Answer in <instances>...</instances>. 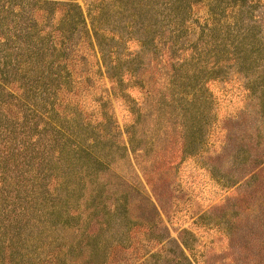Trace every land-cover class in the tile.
Listing matches in <instances>:
<instances>
[{"label": "rangeland", "instance_id": "1", "mask_svg": "<svg viewBox=\"0 0 264 264\" xmlns=\"http://www.w3.org/2000/svg\"><path fill=\"white\" fill-rule=\"evenodd\" d=\"M75 1L86 24L61 29L67 49L54 41L56 60L45 64L44 54L26 52L5 57L0 47L1 107L11 105L14 115L0 125V264H46V243L59 244L53 226L66 244L75 243L73 256L54 254L55 264H142L151 254L157 264H173L178 250L162 241L167 234L192 264H236L226 237L238 224L232 183L247 154L243 144L255 130L264 141V0L184 5L178 33L166 32L177 11L165 13L156 31L163 5L153 0H127L120 8L107 0ZM216 6L239 11L235 19L222 17L204 46L202 28ZM43 9L50 13L38 25L48 34L64 8ZM141 23L145 32L136 27ZM229 40L241 43L231 52ZM229 53L233 60L221 67V55ZM9 58H23L21 72L7 67ZM25 105L37 114H24ZM70 159L76 166H63ZM68 166L69 173L89 168L71 196L55 178ZM68 206L74 217L64 214ZM62 223L76 239L61 231Z\"/></svg>", "mask_w": 264, "mask_h": 264}, {"label": "trees", "instance_id": "2", "mask_svg": "<svg viewBox=\"0 0 264 264\" xmlns=\"http://www.w3.org/2000/svg\"><path fill=\"white\" fill-rule=\"evenodd\" d=\"M60 2L54 3L51 0H0V47H2L3 56L11 57V53L13 55H18L20 57L24 56V53H31L34 55H45V58H43V62L45 64H48L49 58H52L53 60H56L57 55L55 52V46L54 41L58 43L60 46L64 47L63 52L67 49V44H63L62 37L60 35H65L67 32L66 29L61 30L63 27H74L80 24H83L85 26V17L83 14V11L79 4L75 0H59ZM127 0H107L109 5H113L116 8H120V5H126L124 4ZM153 5H156L157 8L163 5V8L159 7L160 13L156 18L155 26L157 31V26L160 24L161 20H165V13H173V15L170 16V25L167 26V33L171 31V29L175 28V33L180 32L181 26L183 24V14H186V11L184 10L186 6L184 5H194L197 4L198 1L201 0H153ZM220 0H211L212 5H216ZM251 1V0H249ZM45 5H60L64 8V12L62 13V19L51 28V33L43 34L40 30V25L42 24L41 21L44 19L43 13L45 12L48 14L49 11H45L43 7ZM171 5H174L173 8ZM211 5V4H210ZM16 7L18 10H20L19 13L14 12L13 8ZM63 10V9H62ZM244 13L247 14V12L250 11V8L248 6H245ZM153 11V10H152ZM237 11H229L225 12V10H222L219 6H216L215 9H209L207 18L211 23V26L207 25L208 20H206L205 25L202 28V35L206 38L205 41H201L202 44L205 46L208 44V39L211 36H213V32L215 30H220L222 28V25L219 24V20L223 17L225 19H235V16L237 14ZM127 17L128 19V25L133 24V18L131 17V10H127ZM260 21L263 22L264 16L263 13H260L259 15ZM131 20V21H130ZM176 24V26H174ZM137 29L142 28L144 32L148 28V26H144V24L141 23V25L136 26ZM144 27V28H143ZM212 27V28H211ZM206 28V29H205ZM7 30V31H5ZM85 27V31H86ZM206 30V31H205ZM95 34V33H94ZM174 37V34H172ZM170 36V35H169ZM171 37V36H170ZM178 38V35L176 36ZM45 39H50L51 41L48 43L45 41ZM173 38L171 37V40ZM169 41V37L165 39ZM203 40V39H202ZM241 43L239 40H229L225 41L224 44L230 48L231 52L234 51L238 44ZM141 49L145 48V43L140 42ZM163 44L162 47H155L154 50H157L161 57L165 54H167V47H164ZM171 46V45H170ZM4 47V48H3ZM169 48V46H168ZM171 50L173 47H170ZM16 51L14 53V51ZM142 52L144 50H141ZM197 52V51H196ZM140 53V52H139ZM233 53L223 54L221 55L222 64L224 62H228L230 60H233L230 56H232ZM139 54L136 56V59H133L131 61H136L138 59ZM169 57V56H168ZM23 59V58H22ZM22 59L18 61H13L11 58L8 60V68L11 70H14L15 73L21 72L24 68V63L22 62ZM15 60V59H14ZM129 62V60H128ZM161 63V62H160ZM162 66L167 64V61L162 62ZM214 63L219 64V61H214ZM216 65V66H219ZM155 68H158L155 66ZM162 70V69H160ZM159 70V71H160ZM149 73V71L147 72ZM7 74L10 75L12 72L7 71ZM61 75L59 78L61 79ZM55 78V75L54 77ZM53 92V91H52ZM2 101L0 100V125H4L2 127L5 128V126H8V123L12 121L11 117H14L13 113L11 112V105H8L5 107L2 106ZM26 108H23L24 114H28L30 116L31 114L36 113L32 107H29L28 105H25ZM11 109V110H10ZM20 110V108H17ZM51 112H54V109H50ZM5 111V112H4ZM12 113V116L11 114ZM48 114V113H47ZM56 114V112H55ZM11 116V117H10ZM28 119V117H27ZM27 120H25L24 123L19 124H11V127H17L22 128V125L26 124ZM36 126V124H34ZM29 127V125H28ZM16 128V129H17ZM30 128V127H29ZM13 133V131L8 129V134ZM41 135V133L39 132ZM25 135V134H23ZM242 139V137H240ZM245 151L247 152L246 155L240 158L239 162V169L236 173L235 182L232 183V185L236 186L237 191L234 196V202L232 200V211L233 214H235V217L237 219V225L232 226L231 224L229 227V230L226 231V237L228 238L229 242V249L232 252L233 260L236 264H264V256L262 257V253H264V141H262L260 132L255 130L253 139H250L246 141L245 144H243ZM7 147L6 144L3 143V148L5 149ZM119 147V146H118ZM8 148V147H7ZM125 148V147H124ZM126 149V148H125ZM76 151V150H73ZM7 154V151L5 155ZM6 157V156H4ZM58 161H62L61 158H57ZM89 159V156L87 158ZM76 159H70V162H65L67 165H73L76 166ZM238 164V163H237ZM80 168V167H79ZM86 169H83L82 167L80 170H75L74 173H69V166L66 167L64 170H60V172L55 175V178L60 176V179H56L53 181H56V185L62 187L67 193V196L73 195V193L76 191L77 187V181L81 180L79 177V174L81 175L82 172H88L89 168L88 166L85 167ZM151 172V169L148 170V173ZM68 180L69 185L65 184V181ZM84 181H82V185L84 187ZM54 185V184H53ZM52 185V186H53ZM81 185V186H82ZM66 187V188H65ZM94 187V186H93ZM88 188L89 193L87 198L91 199L90 195L92 193L91 189ZM47 189V188H46ZM94 190L96 188L94 187ZM257 194H260L259 197H257ZM252 198H255L257 200L256 206L250 205V200ZM100 200V199H99ZM254 200V199H253ZM69 207V206H68ZM66 207L63 212L67 217H74L73 214H69L68 210L72 207ZM48 215V213H47ZM46 216V214H44ZM64 226V229H61V231H69L70 234L67 236L73 237V240L76 239L75 237V229L69 228L67 223H62ZM56 226H53L51 231H54L55 236L57 237L59 244L57 246L58 249L53 248V243L48 241L46 243V247L48 249V254L45 256L46 264H55L56 261H49L53 259L55 253H59L61 256V259L63 257L67 256H73L72 252L75 248V243L69 242L66 244L65 238L61 236V233L59 230H56ZM166 231V228L163 227ZM252 228V229H251ZM56 237H53L55 239ZM61 240L65 241L63 245H61ZM71 240V241H73ZM162 241H166L165 243H173L175 244L176 249L178 250V256L173 258V264H192V262L186 258L184 255H182V248L181 244H179L176 240L170 238L168 234L165 236V238L162 239ZM247 247H250L249 250ZM56 249V250H53ZM136 251L139 249V247L134 248ZM250 251V252H249ZM243 253V255H241ZM255 253V254H252ZM7 256V255H6ZM9 256V255H8ZM157 258H159L158 255H155ZM74 257H70L71 262ZM69 259V258H68ZM6 260L9 262V258H6ZM157 259L154 258V255H150L149 258H146L142 264H157ZM55 262V263H52Z\"/></svg>", "mask_w": 264, "mask_h": 264}]
</instances>
